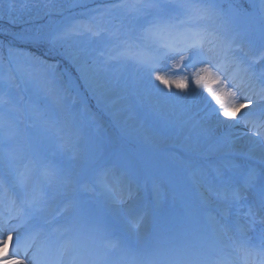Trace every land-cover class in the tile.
Returning <instances> with one entry per match:
<instances>
[{"label":"snow or ice","instance_id":"snow-or-ice-1","mask_svg":"<svg viewBox=\"0 0 264 264\" xmlns=\"http://www.w3.org/2000/svg\"><path fill=\"white\" fill-rule=\"evenodd\" d=\"M72 7L83 9L80 15L88 19L63 26L30 22L20 31L0 32V48H7L9 58L7 74L0 75V171L12 175L18 158L6 146L20 135L12 115L18 111L11 103L14 67L24 90L31 92L28 127L34 132L26 139L40 177L29 187L32 169L26 167L11 183L0 180V264H110L113 252L137 256L131 237L147 213L125 219V204L139 191L140 177L151 162L144 153L92 135L98 128L97 116L88 106H76L74 85L63 79L58 64L46 59L52 55L75 70L76 81L98 106L108 109L114 93L147 102L145 118L151 119L153 135L144 136L146 145L154 147L160 137L172 136L191 153L205 155L201 145L209 143L216 154L200 206H188L183 216L157 225L146 253L150 264H264V228L254 242L244 228L228 223L226 212L251 198L256 211L247 213L250 227L254 230L257 216L264 224V137L257 131L264 125L243 111L264 113V66L257 68L264 60V0L258 22L243 4L229 3L225 8L224 0H116L93 8L84 3ZM146 15L152 18L139 23ZM116 16L119 26L106 27L111 19L105 18ZM98 37L105 38L106 52H97ZM255 49L259 56L251 54ZM114 65H132V78H122L113 71ZM173 86L180 92H172ZM196 89L211 98L202 116L193 112L201 97ZM249 124L254 130L244 135L256 139L247 152L238 154L233 148L238 137L231 130ZM49 148L52 154L71 151L74 158L86 159L91 179L81 183L66 175L45 155ZM66 191L71 197L53 214L52 199ZM216 201L223 210L208 215L207 206ZM65 213L71 215L70 221L58 222ZM201 215L210 234L199 226ZM13 220L16 223H10ZM228 232L233 233L231 244L224 239Z\"/></svg>","mask_w":264,"mask_h":264},{"label":"rangeland","instance_id":"rangeland-1","mask_svg":"<svg viewBox=\"0 0 264 264\" xmlns=\"http://www.w3.org/2000/svg\"><path fill=\"white\" fill-rule=\"evenodd\" d=\"M251 1H252V4L254 6L259 7L260 0H251ZM102 2L104 4H106V3L109 4V3L116 2V0H61V1L59 0L58 2H56L55 0H53L52 2H49L48 0H41V1L36 0L35 4H31L32 5L31 8H30V5L28 6L27 9L21 8V10H23L20 12V13H22L21 16L18 15L17 11L14 10L12 15H9L8 17L2 16L4 18H0V23L3 22L6 25L11 26L13 28H21V26H24V25L29 26L30 22L32 23L34 21H38L36 23H42V22L45 23L47 21H53L54 18L62 17L63 14L66 12L79 13L80 14L82 11H84L83 9H81L79 7H72L73 3H84V4H87V6L89 8H92L95 6L96 3H102ZM170 2H171V0H170ZM47 8H49L51 11L53 10L57 13H54L53 16L45 15V13H47ZM149 18H150V15H146L141 21H146ZM118 20H119V16H118V18L116 16V19H115L116 22L113 20V23L111 22L110 26H109V24H107L106 27L109 26L110 29H112L114 27L119 26ZM141 21L139 23L142 24ZM114 23H118V25H116ZM104 40H105L104 37L96 38L97 42H96L95 47L97 48V46L102 43L103 51L106 52L107 50L104 48ZM98 51H100V50L97 49V52ZM251 54L253 56H259L260 50L255 49ZM261 66H264V60H260L259 63L257 64V68H260ZM59 68L62 69L60 64H59ZM62 71H63V69H62ZM62 71L59 70L60 73H62ZM113 71L120 74L122 76V78L131 79L132 75L134 73V67L132 65H128L126 67H120L119 65H114ZM72 83L74 85V89L79 94L78 96H75L72 94V97L76 100V103L78 104V103H81L85 100L87 102H89L88 99L91 97V95L86 93V91L80 90L81 89V83L80 82L78 83L76 81V79H74V81L72 80ZM155 83L164 92L169 91V89L166 88L164 85L160 84L159 81H155ZM171 91L172 92H180V90L176 89L174 86L171 88ZM196 91L201 93V97L198 99V102L202 103V105H205V108H207L206 100H210L211 98L208 97V94L206 91H203L201 89H196ZM111 100H113L114 103H112L110 105V107L107 109L108 110L107 112H109L110 114H113L114 117L119 118V119H122L124 116L128 115L129 113L132 115L130 118L127 119L129 129H130V127L133 126V124L137 125L138 123H141V119H146L144 113L147 111V102H145L144 104H141L137 100V98H135L134 96L128 95V96L121 97L119 95V93H114L113 96L111 97ZM198 102L195 105L196 109H197V107H199ZM211 103L213 106H215L214 101H212ZM136 106H137V108H136ZM101 107L103 109H105L103 106H101ZM132 108L134 110H131ZM219 119L223 120L224 118L221 117ZM214 122H215V119L213 118V123ZM228 122L230 123L231 121H228ZM144 125H147V127L145 126V128H143ZM143 126L140 127L139 130H135L134 127L131 128L130 129V132L132 135L131 137L132 138H134V137L138 138L139 137L142 141H144V139H143L144 136L153 135V126L151 123V119H146V122H144ZM103 129H104V127H103ZM104 132L108 133V131H104ZM168 141H174L175 142V139L172 136L160 137L157 140L155 145L165 144Z\"/></svg>","mask_w":264,"mask_h":264},{"label":"bare ground","instance_id":"bare-ground-1","mask_svg":"<svg viewBox=\"0 0 264 264\" xmlns=\"http://www.w3.org/2000/svg\"><path fill=\"white\" fill-rule=\"evenodd\" d=\"M254 139V137L247 136L241 141V143L243 142L245 145L250 146L252 144V140ZM257 152H259V150H257Z\"/></svg>","mask_w":264,"mask_h":264},{"label":"trees","instance_id":"trees-1","mask_svg":"<svg viewBox=\"0 0 264 264\" xmlns=\"http://www.w3.org/2000/svg\"><path fill=\"white\" fill-rule=\"evenodd\" d=\"M0 32H3V30L0 29Z\"/></svg>","mask_w":264,"mask_h":264}]
</instances>
